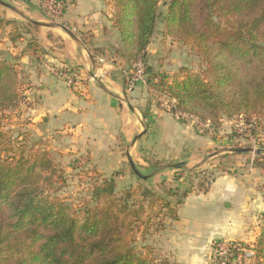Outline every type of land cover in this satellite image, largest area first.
I'll return each instance as SVG.
<instances>
[{
  "label": "crops",
  "instance_id": "obj_1",
  "mask_svg": "<svg viewBox=\"0 0 264 264\" xmlns=\"http://www.w3.org/2000/svg\"><path fill=\"white\" fill-rule=\"evenodd\" d=\"M10 1L28 16L26 23L44 21L38 10L41 0ZM62 1L66 3L62 17L56 22L46 19V24L53 27L30 26L36 34L35 41H30L35 46L32 50L26 43L30 37L25 35L13 42L9 30L0 31V56L20 63L24 69V115L37 138L48 140L53 150L60 149L70 158H85L87 167L99 175L110 178L121 170L140 184L157 182L166 173L152 170L143 181L132 174L127 156L142 175V171L151 170V160L191 173L212 168L219 156L239 155L231 147L233 138L222 136L227 133L221 131L224 127L212 137L200 135L193 123L179 121L169 112L173 101L152 92L144 82L125 91L123 81L130 65L111 22L113 0ZM151 42L144 54L146 59L156 54L150 49ZM146 66H151L156 75L155 63ZM63 68L79 74L76 87L66 86L54 74ZM177 165L180 168H174ZM184 212L188 221L181 217ZM263 212L264 170L251 166L226 168L213 178L207 193L193 191L182 198L177 220L170 221L160 237V249L173 264H204L215 241L254 245L264 230L258 216ZM204 214L212 215L214 232L199 231L192 224ZM223 231L228 232L225 238L215 237Z\"/></svg>",
  "mask_w": 264,
  "mask_h": 264
},
{
  "label": "trees",
  "instance_id": "obj_2",
  "mask_svg": "<svg viewBox=\"0 0 264 264\" xmlns=\"http://www.w3.org/2000/svg\"><path fill=\"white\" fill-rule=\"evenodd\" d=\"M162 2L165 0H113L111 22L130 66L143 61ZM8 24L0 18V31ZM163 35L179 42L192 41L208 66V79L185 69L181 77L153 75L145 69L146 87L174 102L169 112L191 115L215 130L222 117H240L249 124L264 105V0H167ZM27 48L35 46L29 42ZM13 62L0 59V112L17 106ZM258 166L264 170V164ZM218 172L225 169L218 167ZM44 174L47 178L54 175L52 162L44 153L30 159L0 154V264H156L133 249L120 230L118 215L127 211L126 202L133 193L124 194L123 204L114 205L116 211L109 206L94 207L78 220L62 201L44 193ZM205 180L203 176L198 179L196 191L208 192L213 179ZM115 187L112 177H102L93 183L91 199L107 200L114 196ZM143 190L141 197H153ZM193 191V187L186 189L182 198ZM169 215L171 221L177 220L172 211ZM254 251L255 264H264V230Z\"/></svg>",
  "mask_w": 264,
  "mask_h": 264
},
{
  "label": "rangeland",
  "instance_id": "obj_3",
  "mask_svg": "<svg viewBox=\"0 0 264 264\" xmlns=\"http://www.w3.org/2000/svg\"><path fill=\"white\" fill-rule=\"evenodd\" d=\"M2 2L10 5L13 10L8 9L0 5V18L9 21V24L4 26L1 31H10L14 42L18 41L24 36L30 37L29 41H35V32L33 28L26 25L25 19H29L25 16L17 7L13 5L10 0H1ZM166 1L162 2L159 7L160 16L156 24L154 36L152 38V45L150 49H154L156 54H151V58H143L145 65L150 62L156 64V75H168L170 77H181V70L185 69L190 72L203 75L205 79H208V66L205 60L200 54V51L196 48L192 41L179 42L178 40L168 38L163 35V18L166 13ZM43 18L42 23H48ZM215 21H218L215 19ZM223 23V22H221ZM158 43V44H157ZM162 43L160 46L159 44ZM157 47V48H156ZM0 59H6V57L0 56ZM8 60V58H7ZM11 60V59H9ZM11 62V61H10ZM16 71V95L17 106L12 110H4L0 112V154L5 157L26 159L33 158L35 156L44 153L46 157L52 162L54 167V175L47 178V174H44L45 179L42 182V189L44 193L48 194L51 198L62 201L67 207L69 214L82 220L85 217V213L90 208H103L110 207L113 211L117 208L114 205L123 204L126 192L133 193V196L126 202L127 211L119 214L120 230L122 236L133 249H136L139 254L144 255L148 260L153 263H160L161 261H167L162 253L159 241H161V235L167 229L170 224L171 217L169 211L175 213L177 216V203L182 201V193L190 187H197L198 179L203 176L205 182H210L215 176L219 174L218 167L222 169L233 168L234 166H251L260 169L258 165L264 164V105L253 114L251 123L247 124L240 117H233L227 119L221 118V130L223 133H227L222 136L233 138L231 144L232 149L235 151H241V155H229L227 158L222 159L219 156L212 168L193 171L188 173L185 170L182 172L172 170L170 167H166V164H161L152 161L151 170L142 171V175H149L150 171H156L157 173H166L157 182L153 180H146L142 184L135 182L131 178V174H122L121 170L115 175L116 183L114 196L105 200L101 199L95 202L91 199L92 185L95 182L100 181L103 175H99L91 170L86 165L85 158H70V155L61 153L59 150H53L48 140L37 138L31 128L27 126L28 120L24 115V108H27V101L23 93L24 86V69L20 63H12ZM150 69V73H153L151 66H146ZM174 72V74H169ZM171 101V100H170ZM220 131V132H221ZM67 155V156H65ZM259 159H256V157ZM256 161V162H255ZM253 163L257 165L253 166ZM160 170V171H158ZM132 179L130 184L126 183V180ZM182 178V182L178 180ZM169 179L168 182H165ZM172 181V182H171ZM153 193V197H141L144 190ZM120 201V202H118ZM164 204H168L169 208H164ZM181 213V217L185 218ZM264 214L260 213V217ZM202 218H195L193 225L199 227V231L214 232V224L211 221L212 215L204 214ZM169 216V217H168ZM202 216V215H200ZM258 217V219H259ZM193 219V218H192ZM264 226V222H261ZM224 233H218L215 237L225 238L227 231ZM211 252L204 264H211ZM206 258V257H205ZM256 256L247 259L243 264H255Z\"/></svg>",
  "mask_w": 264,
  "mask_h": 264
},
{
  "label": "built area",
  "instance_id": "obj_4",
  "mask_svg": "<svg viewBox=\"0 0 264 264\" xmlns=\"http://www.w3.org/2000/svg\"><path fill=\"white\" fill-rule=\"evenodd\" d=\"M65 8L66 3L62 0H41L38 3V10L51 22H56L59 20L62 17ZM145 69V63L142 60H139L130 66L129 71L126 73L127 91H130L137 83L145 82ZM54 74L68 87H76L77 83L80 82L79 74L73 69H59L55 71ZM93 76L96 78L97 74L94 73L92 77ZM102 77L103 75L100 74L99 79ZM174 117L182 122L193 123L200 135L212 137L217 132V130H215L210 125V123H201L191 115L177 113L174 115ZM261 218L262 222H264V214L261 216ZM255 244L248 245L242 242L231 240L215 241L211 245V264H243L247 259L254 257Z\"/></svg>",
  "mask_w": 264,
  "mask_h": 264
},
{
  "label": "water",
  "instance_id": "obj_5",
  "mask_svg": "<svg viewBox=\"0 0 264 264\" xmlns=\"http://www.w3.org/2000/svg\"><path fill=\"white\" fill-rule=\"evenodd\" d=\"M0 5H2L3 7H5V8H8V9H11L12 7L10 6V5H8V4H6V3H4V2H2V1H0ZM33 24H35V25H37V26H40V27H45V28H51V27H53L52 25H50V24H46V23H36V22H33ZM63 31L71 38V39H74V37H73V35L69 32V31H67L66 29H63ZM93 79L94 80H96L94 77H93ZM137 140V138H135L134 139V142ZM127 161H128V163H129V166H130V169H131V171H132V173L137 177V178H139V179H141V180H143V181H145L148 177H146V176H143V175H141L138 171H137V169H136V167L134 166V164L132 163V161L130 160V158L127 156ZM174 168H178V165L177 166H175Z\"/></svg>",
  "mask_w": 264,
  "mask_h": 264
}]
</instances>
